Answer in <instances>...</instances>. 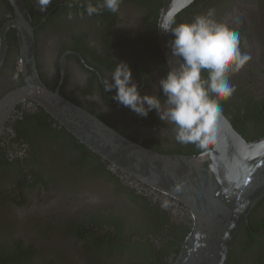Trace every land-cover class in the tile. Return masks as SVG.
<instances>
[{"label": "flooded vegetation", "instance_id": "obj_1", "mask_svg": "<svg viewBox=\"0 0 264 264\" xmlns=\"http://www.w3.org/2000/svg\"><path fill=\"white\" fill-rule=\"evenodd\" d=\"M24 1L35 26L37 71L50 89L145 147L179 154L205 149L177 142L175 126L155 110L139 116L103 86L118 62H126L141 95L161 94L153 85L169 67L156 35L159 0H122L117 12L91 16L88 4L102 0H51L46 12L38 0ZM245 2L194 0L175 19L191 22L212 9L216 21L239 34L250 59L229 70L234 91L219 105L250 140L264 134V96L257 92L264 80V0L251 7L248 1L250 19ZM11 17V4L0 0V35ZM6 42L0 100L24 83L15 28ZM69 134L29 100L13 109L0 137V264H172L188 233L184 206L173 215L164 197L126 182ZM60 208L62 219L44 217ZM227 264H264V198L237 233Z\"/></svg>", "mask_w": 264, "mask_h": 264}, {"label": "water", "instance_id": "obj_2", "mask_svg": "<svg viewBox=\"0 0 264 264\" xmlns=\"http://www.w3.org/2000/svg\"><path fill=\"white\" fill-rule=\"evenodd\" d=\"M8 1L13 17L1 30L0 65L6 51V32L15 28L20 51L18 70L24 83L0 100V137L17 104L26 100L35 103L99 157L104 167L126 182L164 197L173 215L180 205L184 206L188 233L172 264H227L237 233L249 225L252 213L264 198V134L246 139L221 111L205 149L196 154L159 152L127 138L41 80L36 67L35 26L26 2ZM159 1L162 8L157 40L168 67H175L177 60L171 57L168 47L172 37L159 26L169 16L176 17L189 3ZM243 12L251 18L250 9ZM262 82L257 92L264 96ZM35 208L37 213L42 206Z\"/></svg>", "mask_w": 264, "mask_h": 264}, {"label": "clouds", "instance_id": "obj_3", "mask_svg": "<svg viewBox=\"0 0 264 264\" xmlns=\"http://www.w3.org/2000/svg\"><path fill=\"white\" fill-rule=\"evenodd\" d=\"M121 2L102 0L95 6L90 3L86 11L90 16L99 14L101 9L115 13ZM50 3L51 0H38V10L46 12ZM213 17L214 11L209 9L191 22H177L169 16L160 24L159 28L172 37L168 47L171 57L177 60L176 66L167 68L153 85L154 90L158 86L160 95H141L126 62H118L110 78L103 82L105 91L115 90L112 98L139 116L146 117L155 110L162 122L175 126L177 142L204 146L221 115L219 101L234 91L229 70L239 71L250 59L240 50L239 34Z\"/></svg>", "mask_w": 264, "mask_h": 264}, {"label": "rangeland", "instance_id": "obj_4", "mask_svg": "<svg viewBox=\"0 0 264 264\" xmlns=\"http://www.w3.org/2000/svg\"><path fill=\"white\" fill-rule=\"evenodd\" d=\"M248 1H249V4H250V7L252 6V0H247V2H245L244 4H243V11L244 10H246L247 8H248ZM46 216H48V217H51V218H53V219H58V220H60V219H62V217H63V209L62 208H60V209H55V210H53V211H51V212H48V213H44V217H46Z\"/></svg>", "mask_w": 264, "mask_h": 264}, {"label": "trees", "instance_id": "obj_5", "mask_svg": "<svg viewBox=\"0 0 264 264\" xmlns=\"http://www.w3.org/2000/svg\"><path fill=\"white\" fill-rule=\"evenodd\" d=\"M246 120L249 122L250 120H254V116L250 117V116H247L246 117ZM258 122H259V119H258ZM69 134V133H68ZM70 135V134H69ZM71 136V135H70ZM72 137V136H71ZM75 139V137H72ZM76 140V139H75ZM76 146V145H75ZM79 146V145H78ZM80 147V146H79ZM100 220H101V217H100Z\"/></svg>", "mask_w": 264, "mask_h": 264}]
</instances>
